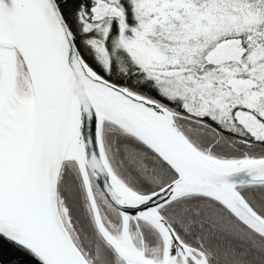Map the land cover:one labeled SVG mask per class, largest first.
Listing matches in <instances>:
<instances>
[{
    "label": "snow or ice",
    "instance_id": "snow-or-ice-1",
    "mask_svg": "<svg viewBox=\"0 0 264 264\" xmlns=\"http://www.w3.org/2000/svg\"><path fill=\"white\" fill-rule=\"evenodd\" d=\"M10 264H264V0H0Z\"/></svg>",
    "mask_w": 264,
    "mask_h": 264
},
{
    "label": "trees",
    "instance_id": "trees-1",
    "mask_svg": "<svg viewBox=\"0 0 264 264\" xmlns=\"http://www.w3.org/2000/svg\"><path fill=\"white\" fill-rule=\"evenodd\" d=\"M20 255L22 254L15 252L11 245L0 238V264H10L11 261L15 260Z\"/></svg>",
    "mask_w": 264,
    "mask_h": 264
}]
</instances>
